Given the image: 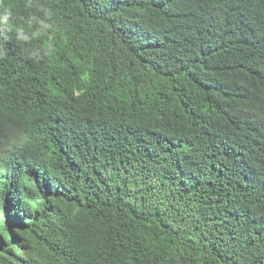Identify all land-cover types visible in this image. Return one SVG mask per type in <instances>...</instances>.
I'll return each mask as SVG.
<instances>
[{"label":"trees","instance_id":"obj_1","mask_svg":"<svg viewBox=\"0 0 264 264\" xmlns=\"http://www.w3.org/2000/svg\"><path fill=\"white\" fill-rule=\"evenodd\" d=\"M0 264H264V0H0Z\"/></svg>","mask_w":264,"mask_h":264}]
</instances>
